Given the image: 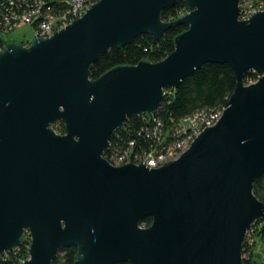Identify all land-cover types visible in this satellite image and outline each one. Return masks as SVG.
<instances>
[{"label": "water", "instance_id": "water-1", "mask_svg": "<svg viewBox=\"0 0 264 264\" xmlns=\"http://www.w3.org/2000/svg\"><path fill=\"white\" fill-rule=\"evenodd\" d=\"M178 1L188 11L164 20ZM242 0H98L49 37L0 51V256L30 234L22 264H244L264 201V9L241 19ZM164 59L91 66L143 33ZM206 63H227L236 87L218 122L170 163L113 165L104 155L130 115L153 114L166 89ZM258 79L247 84V74ZM62 121L65 132L53 125ZM151 217V224L142 220Z\"/></svg>", "mask_w": 264, "mask_h": 264}, {"label": "trees", "instance_id": "trees-1", "mask_svg": "<svg viewBox=\"0 0 264 264\" xmlns=\"http://www.w3.org/2000/svg\"><path fill=\"white\" fill-rule=\"evenodd\" d=\"M51 4L52 7L48 11L56 14L58 6L61 3L54 0ZM187 9V4L184 1H178L174 6L168 7L163 11L162 18L164 20L176 19ZM12 10H14V7H12L10 0H0V21L3 22L5 15L11 14ZM20 10L24 9L20 8ZM187 28L188 26L184 24L174 25L166 31L157 43L153 42L151 34L143 33L123 48L110 49L107 53L102 54L91 66V77L98 78L104 72L117 65H133L144 59L153 62L164 59L174 50V38L176 35ZM258 75V73L251 72L247 74L245 80L254 79ZM235 87L236 76L229 64L206 63L193 74L186 77L177 89H166L162 104L153 114L130 115L125 124L115 132L112 142L140 138L139 142H143L146 147H149V138L142 136V132H144V127L147 126L152 117L162 119L168 125L171 123V119H179L202 108L223 107ZM53 127L59 133L65 132V125L62 121L55 123ZM254 193L260 200L264 201V174L255 182ZM151 221V217H146L141 223L148 226L151 224ZM259 221L261 220L257 222ZM257 222L252 225L250 230L257 226ZM256 230L255 235L264 239V223L259 228H256ZM29 244L30 241L23 235L21 245L13 251L0 256V264H22L29 257ZM254 245L249 240V237H247L243 247L244 264H261L264 251L254 253ZM60 253L55 259L54 264H73L77 249L71 246L62 249ZM115 264L131 263L118 262Z\"/></svg>", "mask_w": 264, "mask_h": 264}, {"label": "built area", "instance_id": "built-area-1", "mask_svg": "<svg viewBox=\"0 0 264 264\" xmlns=\"http://www.w3.org/2000/svg\"><path fill=\"white\" fill-rule=\"evenodd\" d=\"M52 1L54 0H10L14 10L11 14L5 15L3 22L0 21V51L6 44L4 34L11 31L18 23H33L35 38L49 37L81 17L89 5L96 2L95 0H55L61 5L58 6V12L52 14L48 11L52 7ZM240 6L241 19H245L255 11L264 9V0H242ZM223 111L224 106L202 108L179 119H171L168 125L162 119L152 117L142 132V136L149 138V147L139 142L140 138L111 141L104 156L116 166L129 162L143 163L149 168L166 165L179 158L203 130L215 125ZM261 264H264V253Z\"/></svg>", "mask_w": 264, "mask_h": 264}, {"label": "rangeland", "instance_id": "rangeland-1", "mask_svg": "<svg viewBox=\"0 0 264 264\" xmlns=\"http://www.w3.org/2000/svg\"><path fill=\"white\" fill-rule=\"evenodd\" d=\"M187 11H188V9L183 11V13H186ZM183 13H181V14H183ZM4 36H5L6 44L10 43V42H15V43H21L24 45H29L31 43V41L33 39H35V28H34L33 23H31V22L18 23L11 31L6 32L4 34ZM258 77H259V75L254 79L257 80ZM254 79H252L253 81L252 80H247V81L245 80V82L247 84H249V83L254 82L255 81ZM263 221L264 220L257 222L258 223L257 226L253 227V229L250 230V233H248L249 234V240L255 244L254 245V253H258V252L261 253L264 251V239L255 235V233L257 232L256 228H259L262 225ZM24 237L30 241V234L27 231L25 232ZM60 254H62V253H60Z\"/></svg>", "mask_w": 264, "mask_h": 264}]
</instances>
